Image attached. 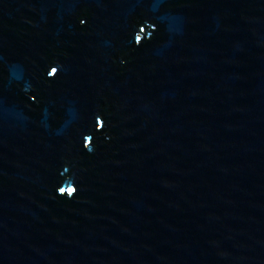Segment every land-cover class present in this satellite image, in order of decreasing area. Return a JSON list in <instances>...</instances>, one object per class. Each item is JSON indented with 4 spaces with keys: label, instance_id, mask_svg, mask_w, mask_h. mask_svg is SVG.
<instances>
[{
    "label": "water",
    "instance_id": "water-1",
    "mask_svg": "<svg viewBox=\"0 0 264 264\" xmlns=\"http://www.w3.org/2000/svg\"><path fill=\"white\" fill-rule=\"evenodd\" d=\"M0 264H264V0H0Z\"/></svg>",
    "mask_w": 264,
    "mask_h": 264
}]
</instances>
